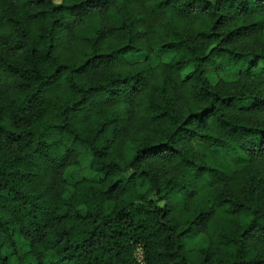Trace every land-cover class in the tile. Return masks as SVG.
<instances>
[{
  "label": "trees",
  "instance_id": "1",
  "mask_svg": "<svg viewBox=\"0 0 264 264\" xmlns=\"http://www.w3.org/2000/svg\"><path fill=\"white\" fill-rule=\"evenodd\" d=\"M85 152L99 177L63 197ZM3 249L16 264H264V0H0Z\"/></svg>",
  "mask_w": 264,
  "mask_h": 264
},
{
  "label": "rangeland",
  "instance_id": "2",
  "mask_svg": "<svg viewBox=\"0 0 264 264\" xmlns=\"http://www.w3.org/2000/svg\"><path fill=\"white\" fill-rule=\"evenodd\" d=\"M172 53L171 52H163L160 53L159 56H149L148 60L150 63L154 64L157 61H167L171 57ZM145 56H135L131 57L134 59H139L142 60ZM130 58V59H131ZM190 69L188 66L183 72H186ZM236 67L229 66L224 69L218 70V71H210L207 74L208 80L210 82H215L217 79H223V80H232L235 79L236 77ZM212 162L213 165H216L217 167L221 168L222 170L227 171L228 173L230 172L231 174H236L237 170L239 169V166H243L241 163L236 164L229 156L227 155H221V154H214L212 155ZM90 160V153L85 152L80 154L77 157V163L75 165H70L67 166L64 169L63 172V177L65 179V185L62 190V196L67 197L71 190H72V184L75 180L80 179V178H88V179H97L99 177L98 174H95L90 171L88 168V162ZM146 188V182L144 180H138L136 183V191L141 193L145 190ZM173 207V205L171 206ZM174 211L176 213L181 212V205L180 208L174 207ZM13 237L16 242V249L15 253H22L28 250L27 244L25 240L17 233L16 229H13ZM207 238L206 236L202 234H195L190 238H187V250L190 253L195 252L202 244L206 243ZM15 253H13L10 249H3L2 253L0 255V259L2 257H5L11 264H16L15 261ZM71 264V263H68Z\"/></svg>",
  "mask_w": 264,
  "mask_h": 264
}]
</instances>
